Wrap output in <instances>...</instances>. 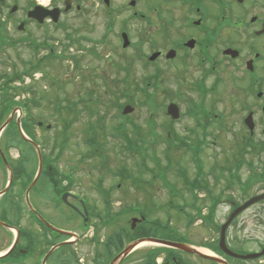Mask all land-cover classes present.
Masks as SVG:
<instances>
[{
    "label": "flooded vegetation",
    "instance_id": "af4514ba",
    "mask_svg": "<svg viewBox=\"0 0 264 264\" xmlns=\"http://www.w3.org/2000/svg\"><path fill=\"white\" fill-rule=\"evenodd\" d=\"M92 16L103 21V28L98 37H87L92 35L93 30L84 29L92 24ZM16 30L17 36H21L19 40L14 38L13 33ZM75 31L77 37H74ZM53 32L65 33L68 40L71 38L72 69L75 72L72 79L78 91V82L82 79L83 83L89 81L92 85L88 89L89 96L99 94L102 86L106 90L117 86L119 89L121 86L119 96H152L154 100L159 96H167L171 101L174 100L173 97L179 96L186 103V110L182 111L181 118L174 120L166 113L170 127L168 123L164 125L171 132L172 144L188 149L190 162L196 173L191 177L188 170L182 167L187 186H190L184 189L185 191L179 190L177 194L170 191L171 202H174L175 197L184 199L189 195L191 204L184 207L187 210H204V207L194 204L197 197L202 198L204 194L202 203L207 206L208 211L225 204L233 212L254 197L264 195V0H49L46 5L40 0H0L1 49H9L23 41L34 58L44 59L47 48L57 49L58 44L51 40ZM4 42L6 44L2 46ZM83 60L89 65H85ZM95 63L97 66L91 68L90 64ZM41 66L45 68L44 60ZM110 70L116 78L109 77ZM2 87L0 115L7 110L11 114L15 110L16 99L9 93L6 94L8 87ZM172 104L179 108L175 100L170 103ZM22 108L26 110L25 107ZM156 109H153L152 115ZM27 117V114L23 117L26 130ZM182 118L188 119L191 124L190 127L185 126L184 135L174 130V126ZM224 132L229 134L228 137L224 136ZM210 146L217 148L221 154H231L223 162H217V167L229 177L226 188L217 194L207 182V174L205 181L204 172L207 167L202 152L200 154V149ZM1 147L3 150L4 147ZM6 148L15 149L17 145L11 143ZM3 152L14 171L21 160H26L24 157L12 158L4 150ZM0 173L8 182L9 170L1 156ZM26 176L24 172H16L14 180H24ZM55 177L58 189L61 190V184H67L68 190L63 194L68 193L67 201L70 205H65L83 220L85 226V232L77 236L74 242L77 246L90 233L92 219L85 221L83 208L85 205L90 210V204L86 198L79 197L72 190L75 185L73 175L70 176L72 182L61 178L60 174ZM198 180V186L192 188L197 185L195 183ZM18 188L21 191L20 184L16 187L12 185L6 192V186L2 188L0 204L10 197L16 200L15 210H22L21 202L14 195ZM103 188L109 191L105 186ZM255 191L257 192L254 193ZM223 196H226V199H223ZM206 197H209V203ZM25 209L32 226L40 230L41 241L21 229L19 222L22 220L23 210L20 215L16 214L15 221L2 215L0 221L4 226L0 224V230L4 235L11 230L18 233L0 261L14 262L10 264H19L16 262L20 261L28 264L29 261H35L42 264L49 250L53 248L52 246L49 250L46 249L48 242H55L53 236L47 234V225L41 220H45V217L35 206V212L27 205ZM250 210L262 213L264 200L245 211ZM131 230L136 232L137 227ZM87 231L89 233H86ZM216 232L219 234L218 240L215 239L208 245L216 252L220 262L165 247L162 251H153L158 256V251L161 253L158 258L161 261L158 262L157 259V263L264 264V240H247L246 244L254 243L258 248L252 251L246 250L245 244H237L233 237H228V248L238 256L232 257L221 247V231ZM107 235V231L101 238L96 236L95 232L92 235L94 259L90 264H100L106 252V245V254H109L111 244L110 236L108 238ZM124 236L119 232L115 237L117 245L123 246ZM155 238L189 245H204L208 248L207 244L195 243L193 239L184 241V237L173 239L166 235L159 238L157 235ZM56 245L57 243L54 244ZM116 251L114 257L106 264H110L121 253L118 252V247ZM134 255L135 253L124 259L121 264ZM248 255H258L261 260L255 262L258 258L241 259ZM49 260L50 258L45 259L46 264ZM69 260L70 264H85L76 249L70 251Z\"/></svg>",
    "mask_w": 264,
    "mask_h": 264
},
{
    "label": "rangeland",
    "instance_id": "374dc122",
    "mask_svg": "<svg viewBox=\"0 0 264 264\" xmlns=\"http://www.w3.org/2000/svg\"><path fill=\"white\" fill-rule=\"evenodd\" d=\"M90 22L94 25L89 24L85 26L84 29L86 28V31L93 30V33L95 34L92 33V35H87V37H98L101 33V29L103 28V21H100L98 18L92 16L90 18ZM13 34L15 40H19L21 38V36H17V30ZM74 37H77L76 31L74 33ZM51 40L58 44L56 47L59 52L63 47L72 48L70 45L71 38L68 40L65 33L62 34L53 32ZM4 44H6V42H4L2 46H4ZM70 53L72 52L70 51L69 54ZM45 54H47V52ZM34 57L35 56H33L27 49V46L23 44V41H21L17 47L9 49L5 48V51L0 52V77L11 78V73L8 69L13 71L17 70L20 72V75H22L27 68H29L30 63L35 64L36 58ZM45 63H47L44 68L47 78L39 82V79H36L35 81V79L31 80L26 77V80H19L18 82V91L21 95L18 96L15 101L19 102L20 106L26 108V110L22 108V111L18 112L21 114L19 118L20 120H23V116L25 117L26 114L28 115L27 122L31 125L30 120L32 121V125L35 129V137L41 146L42 154L48 157V162L52 165V168L55 169V172L60 174L61 178H64L66 175L74 176L75 185L72 187V190L79 197L83 196V198H86L87 202L90 204L91 210L89 213L90 219H92L90 225L91 229L89 230L90 233L89 231L86 232L89 233V236L76 246L74 242L76 241L77 236L79 237L83 232H85L83 220L78 219V217L74 215L75 212L73 214L72 211L66 207L65 203L63 206L58 204L59 199H57V196L54 193V186L52 185V183L55 185V182H50L49 179L44 177L45 174L42 172V175L34 184V190L29 191L30 203L39 209L43 217H45L46 222L61 231L64 230L73 233L75 236H66L56 230H54L55 233L53 231H50L51 233L47 232L48 235L53 234L54 244L57 243V248H54L48 255V259L50 258L48 264H70L69 257L72 249L77 250L79 258L83 260L85 264L92 263L94 259V248L92 246L91 237L95 232V235L101 238L102 235H106L107 231V237L110 236V251L109 254H106L108 249L106 245V252L103 254L104 257L100 262V264H106L116 254L117 251L114 252L116 247L119 248V251L122 250L121 244L117 245L116 238H113L112 236L113 231H118L119 228L127 227V225V229H132L134 219L140 218L139 215L135 214L127 215L128 217L123 216L118 224L113 225L114 223H111L108 227H105L102 223L103 221H107V215L112 214L118 216L117 214L121 213L124 208L133 207L138 204L146 206L147 203L151 204L150 207L156 211V215H151L150 220L156 221L159 219L162 223H167L168 220L173 229L179 231L180 234L183 233L182 236L185 237L184 241L193 239L195 240V243L207 244L208 248L206 249L209 250V255H211V252L216 254L214 250L209 248L208 244L213 243L215 239L218 240L219 234L216 231H221V227L227 223V220L232 213L237 212L239 209L232 212L229 207L222 204L220 207L211 208L213 211H208L209 209H206L207 206L205 207L202 203V200L205 197L204 194H202V198L197 197L196 203H194L204 207V210L200 213L201 217H198L196 211L191 212L188 210L192 213V218L188 220L184 213H179L176 210H170L167 206L168 201H171L170 191L173 189V186L177 190H184L185 187L184 181L179 179L177 176L176 171L179 169L178 167L180 166L187 169L191 177H193L196 173L194 166L191 165L188 151H176L171 149L168 152L169 148L167 149L166 141H170V138L167 137V133L164 132V129L166 128L164 123H168V127H170L169 119L166 115L167 108L170 103L175 100V103L179 105L180 118L182 116V111L184 112V110H186V103L180 99L179 96L173 97V101H171L167 96H159L157 100L153 99L156 106L159 108L155 106V108L158 109L154 110L155 114L151 116L154 120L151 125H148V119L150 118L151 113L148 108L142 106L144 103L140 104V102H144V96H131L130 100L133 104H129L133 111L127 115H123V108L129 104H127L123 98L121 99L119 97L120 91L122 90L121 86L119 89L117 86L116 88L111 87L108 90L102 86L99 94L90 97L88 95V89L91 88V83L89 81L86 82L87 84L83 83L82 79H80L78 82V91L72 79L75 72L73 71L70 62L61 63L58 61L47 60ZM83 63L85 65H89L87 64V61L83 60ZM107 65L108 64H104V66ZM94 66H97V64H90L91 68ZM110 69H112V67ZM109 77L111 79L116 78L112 74L111 70ZM2 80H4V78H2ZM53 81L60 83L64 89L61 92L56 90L52 85ZM23 82H26V90H30L31 87L34 94L23 89ZM58 99L63 101V105L65 107L68 105L66 100L76 103V107L74 106L76 118L72 127L68 130V133H63V124L64 121H67L70 118L68 119V113L64 112L63 116H59L56 113V109L61 106ZM80 99H85L86 101L79 104ZM29 100H31V103ZM116 103H118V105H115ZM30 114H32L33 119L30 117ZM7 118L8 114L6 116V119ZM38 123H42L43 126H38ZM119 124H125V128H122V131L120 128H116ZM133 125H135L138 129H143L147 132V142H153L156 144L154 146V158H158L159 160H148V165L151 168L164 173L161 176V173L156 171L159 175L157 179L152 178L153 174H147L146 172L139 174L135 167L137 160L129 157V154L125 153L122 148V146L125 145V140L121 137L120 133L125 130H127L130 134L134 133L132 127ZM190 125L191 124L188 119L182 118L180 122L174 126V130L177 133L184 135L186 134L185 126L190 127ZM48 126H51V130H48ZM88 126L89 128L90 126H95L98 129V133L100 135L99 142L101 143L103 149L107 150V160L98 158L90 149L87 148L86 140L91 136V134L88 133ZM101 126H105L107 128V136H102V133H100ZM114 126L116 127L113 128ZM9 129H4L0 133V148L2 150L1 146H3V150L7 153V155L15 159H19L18 157H21L23 152L26 154V160L21 161L19 165L17 164L18 166L16 169L26 173V180L29 184V188H31L38 172V162L36 156L32 150L25 146L20 136L13 131L14 127L12 126L10 129V132L12 133L9 132ZM225 133L226 132L223 133L224 136L228 137L229 134ZM64 141H68L67 144H64ZM11 143L18 145L20 147V151L6 148V146ZM3 150L2 153L4 154ZM201 152L203 161L207 167V170L204 172V178L207 174V182L211 188L215 190V194H217L226 188L227 181L229 180L225 171L223 172L217 167V162H223L225 158L231 156V154H221L217 148L212 146L203 148V150L200 149V154ZM167 154L169 157H166ZM168 160L171 162L170 166L168 164ZM172 160L174 163H172ZM102 162L104 163L103 165ZM155 162H157L156 166ZM123 166L127 167L132 174L134 172L136 177H143L144 181H142L145 183H143L144 186L141 188L138 186L137 188L132 181H124L125 183L120 182L117 172ZM45 168L46 166L44 165V169ZM21 171L19 173H21ZM163 176H165V178ZM100 179L104 180V184L102 183L103 186H100L98 183ZM162 180L168 181V183L162 184ZM6 183L7 180L4 175L0 173V190L7 186ZM121 183L124 185L120 186ZM198 183L199 180L195 183L197 185L191 187L196 188ZM104 186L107 190H109L107 195H102L99 191V187ZM189 186L190 184H188L187 188H189ZM256 192L257 191L254 193ZM14 195L18 196V200L21 202L23 210V217L19 222L22 227L21 229L30 232L37 241H41L40 235L42 234L40 233V230L32 226L30 219L27 216L23 202L24 192L20 191L18 188V192H14ZM190 198L191 197L189 195L185 196L184 199L175 197L174 203L178 206H186L191 204ZM206 198L209 203V197ZM223 199H226V196H223ZM15 201V199L13 200L8 197L7 201L1 202L0 218L4 215L5 217H10L11 220L15 221L17 215H20L22 212V210H15ZM181 210L186 212V209L183 207ZM124 217L126 218L125 220ZM142 222L143 221H141L140 224H142ZM140 224L137 226H140ZM139 233H142V231ZM54 234L57 238H55ZM154 234L158 235L160 238L161 236H166L169 233H163L156 230ZM136 235L138 234L135 233L131 237H135ZM15 236L16 232L13 230L7 231L5 235L4 232L0 230V255H4L7 252L8 248L13 243ZM170 236L173 239H178L176 235ZM225 236V245L227 247V238L233 237V241L237 242V244H245L246 250L253 249L256 251L258 249L256 245L254 243L246 244V241L254 238L264 240V211L262 213L255 210H243L239 212L231 225L227 228ZM108 238H106V240ZM123 238L126 241V244L132 243L136 240V238L126 239V236ZM4 240L6 242H3ZM68 241L70 243L66 244L65 242ZM151 247L158 248V246L155 245H145L144 247H140L134 257L130 258V260L127 259L128 261L123 264H144L146 255L149 254L146 252ZM202 247H204V245ZM49 248L50 247L48 246L46 247L47 250H49ZM102 249L103 246L100 251ZM257 254L260 255L263 253ZM258 255H253L255 257L254 259H257ZM260 260L261 259L258 258L255 262H259ZM28 264L37 263L35 261H29ZM153 264H157V262H154ZM160 264H162V262Z\"/></svg>",
    "mask_w": 264,
    "mask_h": 264
},
{
    "label": "trees",
    "instance_id": "16d2710c",
    "mask_svg": "<svg viewBox=\"0 0 264 264\" xmlns=\"http://www.w3.org/2000/svg\"><path fill=\"white\" fill-rule=\"evenodd\" d=\"M15 80H16V78H15ZM19 94H20V92L18 91V88L14 87V93L11 95L13 97V99H15V97H17V95H19ZM90 97H93V96H90ZM119 97L121 99L122 98L125 99L127 104H129V103L133 104L132 101L130 100L131 96H119ZM144 97H145L144 98L145 99L144 103L146 105H148L150 107V109H152L151 104H154L153 101H152V99H153L152 96H144ZM66 101L68 102V105L65 107L63 105V101L58 99V102L61 103V106L56 109L57 110L56 113L59 116H63L64 112H65V113H68L67 114L68 119L70 118L69 120L64 121V124H63V131L64 132L63 133H68L69 132L68 130L70 129V127H72V125L74 123V120L76 118V116H75L76 113H75V108H74V106L76 107V103L69 102L68 100H66ZM85 101H86L85 99H81V100H79V104H81V103H83ZM115 105H118V103H116ZM153 107L155 108V106H153ZM7 114H8V116L10 114V112L8 110L4 114L0 115V125L5 121ZM30 117L33 119L32 114H30ZM153 120H154V118L150 117V119L148 121V125H151ZM30 122H31V125L29 123L27 124V127H28L27 128V130H28L27 134H28V136L30 138H32L33 140H36L35 129H34L33 125H32V121L31 120H30ZM23 125H24V123H23ZM91 125H92V123H91ZM116 126H114L113 128H115ZM132 127H133V132L134 133L130 134V133L127 132V130H125V131L120 133L121 137L125 140V145L122 146V148L125 151V153L129 154L128 155L129 157L137 160L135 167L137 169V172H139V174L143 173V172L144 173L145 172L146 173H151V172L153 173L154 171H153V169L149 168V166L147 164V161L151 158L150 157L151 153H153L154 156H155V151H154V148L151 146L150 142L146 141L147 132H145L143 129H138L135 125H133ZM88 128H89V126H88ZM116 128H120L121 131H122V128H125V124L124 125L123 124H119ZM106 130H107V128L105 126H101L100 127V131H102L103 133H106ZM165 130H167V128H165ZM98 132L99 131H98V129L95 126H90L88 133L91 134V136L86 140V145H87V148L90 149L92 151V153L95 154L98 158H101L103 160H107L108 159V156H107V153H106L107 150L103 149L101 143L99 142V136L100 135H99ZM102 136H104V135L102 134ZM105 136H107V134ZM105 139H106V137H105ZM67 142L68 141H64L63 143L67 144ZM31 149H32V151L34 152V154H35V156L37 158V154H36L35 150L32 147H31ZM169 150L170 149H168V152H169ZM154 156H153V159H155ZM43 157H44L45 166H46L45 172H44L45 173L44 177L49 179L50 182H56V179L54 178L55 169H53L52 165L48 162V157L45 156L44 154H43ZM166 157H169V155L167 154ZM103 164L104 163L102 162V165ZM16 171L20 172L21 170L17 169ZM21 172H23V171H21ZM117 175H118V177L120 179V182L125 183L124 181H132V183H134L135 186H137V188H138V186H139V188H141L145 184L143 182L144 181L143 177H140V176L136 177L134 172L132 174V172L127 167H124V166L121 167L118 170ZM70 176L71 175H66L65 179H69L70 182H72L73 179H70ZM123 183H121V185L120 184L119 185L122 186V185H124ZM54 188L56 189V191H58L57 192L58 197H61V195L63 194V192L65 190L64 187L61 190H58V188H59L58 185L54 186ZM150 205L151 204L147 203L146 206H141L142 210L139 211V214L141 216L146 217V220L142 224H140V226L137 227V231L136 232L132 231L131 229H127V227H128V225H127V227L119 228L118 231H113V235H112L113 238L117 237L119 232L124 233V235L126 236V239L127 238H133L134 239V238H137V237H151V236L157 237L154 234V232L156 230H159V231H161L163 233H167L166 228H163L159 223H156V222L155 223H151L150 216L151 215L155 216L156 215V211H154L150 207ZM108 213H110V212H108ZM200 213L201 212H197L198 217H201ZM117 215L118 216L112 215V214H108L107 217H106L107 221H105V223L107 222L108 225H110L111 223H114L113 225H116V224H118V222L121 220V218L123 216L126 217L127 215H131V213H129V212H121V213H119ZM125 217H124V220L126 219ZM189 223H191V222H189ZM139 230L142 231V233H139L140 232ZM111 233H112V231H111ZM135 233H137L138 235H136L135 237H131Z\"/></svg>",
    "mask_w": 264,
    "mask_h": 264
},
{
    "label": "water",
    "instance_id": "95a60500",
    "mask_svg": "<svg viewBox=\"0 0 264 264\" xmlns=\"http://www.w3.org/2000/svg\"><path fill=\"white\" fill-rule=\"evenodd\" d=\"M133 111V109L130 107V106H128L126 109H125V111H124V114L125 115H127V114H129L130 112H132ZM168 115L169 116H171L174 120H177V119H179V117H180V110H179V108L176 106V105H174V104H172V105H170L169 107H168ZM10 121L11 120H9L5 125H4V127L1 129V131L2 130H4V128L10 123ZM18 125H19V127H20V122H18ZM21 129V128H20ZM1 131H0V133H1ZM22 131V130H21ZM22 136L24 137V139L25 140H27V141H29L37 150H38V147H37V145L34 143V142H31L30 140H28L25 136H24V134L22 133ZM0 153H1V155H2V157H3V159L5 160V156H4V154L1 152V150H0ZM38 156H39V171H38V174H37V178H39L40 177V175L42 174V170H43V160H42V155H41V152L38 150ZM36 178V179H37ZM12 182V179H10V182L9 183H11ZM35 182H36V180H35ZM35 182L33 183V185L31 186V188H30V190L33 188V186H34V184H35ZM29 190V191H30ZM29 191H28V194H29ZM264 198V196H262V197H259V198H256L255 200H253L252 202H250V203H248V204H246L245 206H243L241 209H239L237 212H234L232 215H231V217H230V219H229V221L223 226V228H222V232H223V237H222V242H221V245H222V247L228 252V253H230L229 251H228V249L226 248V246H225V232H226V229L229 227V225L231 224V222L234 220V218L238 215V213L239 212H241V211H243V210H245L249 205H251V204H253V203H255V202H257V201H259V200H261V199H263ZM64 200L66 201V198L64 197ZM30 206V205H29ZM31 207V206H30ZM32 208V207H31ZM86 214H87V212H86ZM138 222H140V220H138V219H134V226L138 223ZM50 228H53L52 226H50V225H48ZM57 231H59V230H57ZM60 233H62V234H64V235H71L70 233H67V232H63V231H59ZM145 242H153V243H160V244H163V245H168V246H171V247H174V248H177V249H181V250H183V251H186V252H189V253H192V254H197V255H200V256H203V257H206V256H204V255H202L197 249H195V248H190L189 246H186V245H181V244H172V243H163V242H159V241H157V240H154V239H149V240H140V241H137V242H135V243H132L131 245H129L124 251H123V253H121L118 257H116L115 259H114V261L111 263V264H120L121 262H122V260L124 259V258H126L129 254H131L135 249H137L138 247H139V245H141L142 243H145ZM232 256H235V257H238L237 255H235V254H232V253H230ZM206 258H209V257H206ZM246 258H248V257H246ZM217 261H219V260H217ZM220 262V261H219Z\"/></svg>",
    "mask_w": 264,
    "mask_h": 264
},
{
    "label": "bare ground",
    "instance_id": "6f19581e",
    "mask_svg": "<svg viewBox=\"0 0 264 264\" xmlns=\"http://www.w3.org/2000/svg\"><path fill=\"white\" fill-rule=\"evenodd\" d=\"M40 1L44 5L48 4V2H49V0H40ZM145 245H147V244H145V243L144 244H141L140 247H144ZM201 252L206 253V254H210L208 251H204V250L203 251L201 250Z\"/></svg>",
    "mask_w": 264,
    "mask_h": 264
}]
</instances>
